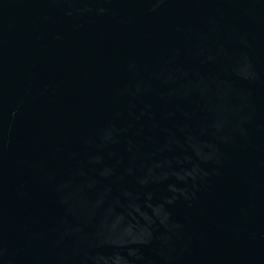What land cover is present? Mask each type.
Wrapping results in <instances>:
<instances>
[{
  "label": "water",
  "instance_id": "1",
  "mask_svg": "<svg viewBox=\"0 0 264 264\" xmlns=\"http://www.w3.org/2000/svg\"><path fill=\"white\" fill-rule=\"evenodd\" d=\"M0 264H264V0H0Z\"/></svg>",
  "mask_w": 264,
  "mask_h": 264
}]
</instances>
